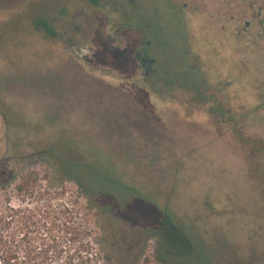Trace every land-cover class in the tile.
I'll return each instance as SVG.
<instances>
[{
  "label": "rangeland",
  "instance_id": "obj_1",
  "mask_svg": "<svg viewBox=\"0 0 264 264\" xmlns=\"http://www.w3.org/2000/svg\"><path fill=\"white\" fill-rule=\"evenodd\" d=\"M75 1L0 0V181L7 185L0 206L7 199L53 228L42 235L43 220L26 214V223L1 226L3 241L18 252L11 264H28L20 234L31 230L33 245L40 236L50 243L48 264H264V121L237 120L231 148L225 136L182 131L178 105L131 103L116 69L133 36H95L106 53H95L102 69L72 62L70 13L88 15L84 27L101 33L103 16L113 12L70 6ZM160 1L136 0L129 9L160 24V54L178 68L183 43ZM135 110L150 117L141 121ZM47 148L58 152L61 176L70 180L39 155ZM63 206L70 241L57 226ZM163 225L169 228L160 236Z\"/></svg>",
  "mask_w": 264,
  "mask_h": 264
},
{
  "label": "flooded vegetation",
  "instance_id": "obj_2",
  "mask_svg": "<svg viewBox=\"0 0 264 264\" xmlns=\"http://www.w3.org/2000/svg\"><path fill=\"white\" fill-rule=\"evenodd\" d=\"M135 2L76 0L70 4L81 3L79 6L97 14L108 7L114 13L103 16L101 33L84 27L88 15L70 13V23L75 26L70 29L72 62L102 69L101 58L106 53L95 36L110 42L133 36L128 55L116 69L120 89H130L125 97L140 106L178 105L182 131L209 139L225 136L222 143L233 148L237 120L252 116L264 121V0H161L183 43L178 68H171L160 54V24L146 22L132 12L129 5ZM37 24L47 35H56ZM135 113L141 121L150 117L139 110ZM208 142L206 145L212 143Z\"/></svg>",
  "mask_w": 264,
  "mask_h": 264
},
{
  "label": "trees",
  "instance_id": "obj_3",
  "mask_svg": "<svg viewBox=\"0 0 264 264\" xmlns=\"http://www.w3.org/2000/svg\"><path fill=\"white\" fill-rule=\"evenodd\" d=\"M39 22H40V25L44 28V30L47 33L52 34V35L55 34L54 30L48 25V23L46 22L45 19H40L37 21V23H39ZM39 155H41L45 159H47L49 164L53 167L54 174L56 176L63 177V178L70 180L69 175L61 176L62 167L60 166V163H63V164H65V163L62 162L63 159H61L59 157L58 152H56V151L54 152V151L50 150V148H47L45 150L44 149L41 150L39 152ZM75 182L77 183V185L80 188L82 187V184L79 181L76 180ZM6 186L7 185L5 182L0 181V188L1 189H6ZM15 187H16L17 193H19V191H23V189L25 187V181H22L20 184L15 185ZM83 190L84 189L82 188V191ZM67 212L68 211L63 206V210H61L62 218H60V220L58 222L59 224L57 226L59 228L60 233H62V235H64V238L67 241H70V216L66 215ZM28 213L30 214L31 212H29L28 210L27 211H21L20 209L12 208L9 205V200L5 199L4 211L2 210V208L0 206V228H1V226H3L7 222L8 223L17 222L18 225H21L23 222L26 223V221H24V215L25 214L27 216V220H29V221H31L30 219L36 218V215H33V214L28 215ZM20 215H22V216H20ZM80 219H82V218H80ZM42 220H43L42 227L45 228L44 234H42V235L47 237V235L49 233L52 234V232H53V228L50 226L51 221L45 220V218H43V217H41V219L36 218L37 222H41ZM75 223L76 222H74V225H75ZM74 225H73V223H71L72 230H74V228H75ZM36 226H37V223H36ZM168 228L169 227L163 225L161 228L160 236H162V235L164 236L163 231L168 229ZM31 232H35V230H31V231L24 232V233L20 234L21 235L20 239L27 242V245L24 248L26 261L28 262V264H48L47 263V257L45 255H47L48 252L51 250L50 243L44 242L43 241L44 239L40 236V238H38V239L42 240V241L39 243V245L38 246L33 245L31 242V238L27 237V234H31ZM178 232L179 231L177 230V233ZM1 233H2V230H0V262H1V264H11V263L15 262L12 260L16 259L18 252H17V249L9 248V246L3 241V235ZM54 239H55L54 236L48 237V240L50 242H53ZM164 243L166 244V246L168 248L170 247V245L166 241ZM36 252L41 253L43 258L37 261L36 259L38 257L35 255ZM20 264H23V263L21 262Z\"/></svg>",
  "mask_w": 264,
  "mask_h": 264
}]
</instances>
